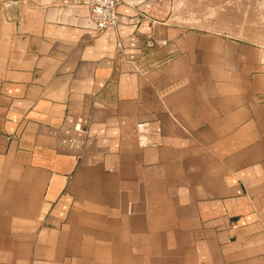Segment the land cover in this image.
<instances>
[{
	"label": "crops",
	"instance_id": "obj_1",
	"mask_svg": "<svg viewBox=\"0 0 264 264\" xmlns=\"http://www.w3.org/2000/svg\"><path fill=\"white\" fill-rule=\"evenodd\" d=\"M193 2L0 0V264H264V13Z\"/></svg>",
	"mask_w": 264,
	"mask_h": 264
},
{
	"label": "built area",
	"instance_id": "obj_2",
	"mask_svg": "<svg viewBox=\"0 0 264 264\" xmlns=\"http://www.w3.org/2000/svg\"><path fill=\"white\" fill-rule=\"evenodd\" d=\"M123 0H62L66 6H81L88 10V17L95 33L112 32L118 28V6Z\"/></svg>",
	"mask_w": 264,
	"mask_h": 264
},
{
	"label": "rangeland",
	"instance_id": "obj_3",
	"mask_svg": "<svg viewBox=\"0 0 264 264\" xmlns=\"http://www.w3.org/2000/svg\"><path fill=\"white\" fill-rule=\"evenodd\" d=\"M208 2H211L212 5H204V0H196V6L193 2V7L196 10V13L200 17H204L205 11L208 9H212L214 13H217V11H223L225 14H227L228 21H224L226 24L229 25H245L246 29L249 27H256L259 25L258 21H256L259 16L260 11L264 13V8H259L258 6H254L250 2H246L244 6L236 5V0H209ZM168 7V6H167ZM171 9V5L168 7ZM241 9H243V12L245 14V22H238L234 21L233 14L234 13H241Z\"/></svg>",
	"mask_w": 264,
	"mask_h": 264
},
{
	"label": "water",
	"instance_id": "obj_4",
	"mask_svg": "<svg viewBox=\"0 0 264 264\" xmlns=\"http://www.w3.org/2000/svg\"><path fill=\"white\" fill-rule=\"evenodd\" d=\"M124 1H126V0H124Z\"/></svg>",
	"mask_w": 264,
	"mask_h": 264
}]
</instances>
